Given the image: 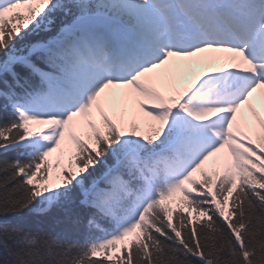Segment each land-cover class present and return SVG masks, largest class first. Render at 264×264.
I'll list each match as a JSON object with an SVG mask.
<instances>
[{
  "label": "snow or ice",
  "instance_id": "6c2138e0",
  "mask_svg": "<svg viewBox=\"0 0 264 264\" xmlns=\"http://www.w3.org/2000/svg\"><path fill=\"white\" fill-rule=\"evenodd\" d=\"M212 69V70H208ZM0 264H264V0H0Z\"/></svg>",
  "mask_w": 264,
  "mask_h": 264
},
{
  "label": "trees",
  "instance_id": "16d2710c",
  "mask_svg": "<svg viewBox=\"0 0 264 264\" xmlns=\"http://www.w3.org/2000/svg\"><path fill=\"white\" fill-rule=\"evenodd\" d=\"M18 155L12 152L6 156H0V163L14 160ZM5 178V174L0 173V181ZM0 194H3V189H0ZM79 211L78 203H73L54 208L46 215L25 211L19 216L0 217V224L22 229L25 232L47 233L57 239L76 240L82 239L85 235L83 227L74 225L70 219ZM2 255L0 253V256Z\"/></svg>",
  "mask_w": 264,
  "mask_h": 264
},
{
  "label": "bare ground",
  "instance_id": "6f19581e",
  "mask_svg": "<svg viewBox=\"0 0 264 264\" xmlns=\"http://www.w3.org/2000/svg\"><path fill=\"white\" fill-rule=\"evenodd\" d=\"M208 70H210V69H208Z\"/></svg>",
  "mask_w": 264,
  "mask_h": 264
}]
</instances>
